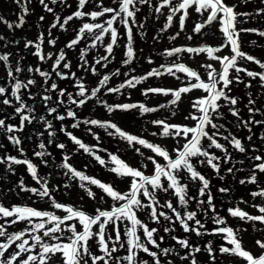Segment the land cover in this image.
<instances>
[{"label":"snow or ice","instance_id":"obj_1","mask_svg":"<svg viewBox=\"0 0 264 264\" xmlns=\"http://www.w3.org/2000/svg\"><path fill=\"white\" fill-rule=\"evenodd\" d=\"M15 4L20 8L21 13L18 16V22L13 23L7 20L3 15H0V24H3L9 30L22 28L26 23L25 16L29 14L28 5L31 0H14ZM39 4L43 6L44 10L48 13H52L55 16L54 21L51 23L48 29V44L52 47L56 44V39L51 38L52 29L59 26L60 30L66 31V25L69 24L73 19L84 20L85 18L96 21L100 17L107 16L108 18L104 23H83L77 30L76 38L72 39L68 44L65 45L68 49H73L75 46L80 44L81 40L88 34L91 37V43L87 44L85 48L81 49L80 52V67L88 70V61L85 58L90 48H95L97 42L103 43L105 35L110 37L109 43L105 46L106 55L99 57L95 60L94 65L90 66V70L93 75H98L95 65L103 64V67L107 68L110 62V57L114 59L113 50L118 44V29L114 26L119 22L125 28V34L128 38V43L125 45L124 56L125 59L122 63L127 66L130 65L136 58V50L133 47L132 28L136 25V13L139 11L137 4H149L150 0H112L115 6H105L104 0H97L95 7L98 10L85 11L86 6H89L93 0H77V9L71 14L63 18L55 13L53 7L50 4L55 5L57 3L65 4L66 0H38ZM247 2V0H244ZM264 2V0H262ZM70 7V5H68ZM194 10L203 15L204 12H208L207 18L202 23H196L193 32L200 34L202 30L213 22L218 21L220 24V32L223 37V43L220 46L213 47L205 44L199 47H173L166 49L162 55L167 57L178 56L180 53H195L201 54L206 53L210 60L217 61L221 65V70H217L211 63L203 64V67L207 73V80L201 78L199 72L186 66L183 63H172L171 65H160V68L164 69L161 72L158 68H153L142 76L131 75L135 72V69H131L130 72H125V81L115 87H108V82L112 76H119L120 70L117 68L111 74L103 75L98 82V86L89 90L86 84L80 79L75 77V73H65L60 69L61 63H63L64 69H70L71 63L67 61L66 53L63 49L56 55V59L52 65V71L41 70L40 67L28 66L26 69L21 67L19 61L13 64L10 62L11 52L0 53V62H3L6 68V75L8 83L11 86V97L14 98L15 104L12 99L7 97L8 88L0 86V97H5L0 101L3 105L12 106L15 108V114L19 116V125L11 123L6 124L5 119H0V130H3L7 134V140L14 145L19 153L26 157L22 145V139L15 133H23L26 124L31 125L33 121L40 123L44 127V131L47 132L48 137H54L56 132L53 128L52 120H48L45 116L35 115V106L29 105L21 95L22 90L29 89L30 86L36 85L34 78H29L26 81L21 80L17 74L27 71L28 73L38 74L43 78V84L48 85V81L52 77L54 72L60 79L74 78L76 83L74 87L78 89L75 96L72 93H67L68 103L75 105L77 108L85 106L89 100L97 99V102L104 105L109 113L116 111L129 112L133 109H138L143 115L144 113L158 111L157 108L146 107L140 103H124V104H108L106 101L99 100L97 94L101 91V88L106 89V93L123 94L122 90L125 88H136L138 84L146 81L149 77H159L165 73L180 79L177 76V72L184 73L187 82L183 86L171 89L162 87H149L143 91V95L149 93L171 95L173 99L169 102V105H161L160 107L177 105L181 100L182 94H187L194 89L202 90L206 93L205 96L197 98L192 102L193 112L189 113L185 119H191L195 121V126L189 127L183 124H170L166 120H154V125L160 126L162 131L161 136L164 137H180L185 141L182 145H179L173 149V154L161 147L159 144H154L148 140L131 134L116 123L111 121H101L97 119H85L80 120L77 117L75 111L69 108L66 115L58 113L57 107H48V102L52 101V96L44 94L41 96V102L44 104L47 113L49 115L56 113L53 117L55 120L64 121L67 118H71L74 123L71 124V128H79L81 124L93 125L103 128L109 136H118L122 140L126 141L129 146L135 147V145H141L147 149H150L155 156H148L147 159L153 164L154 172L151 176L145 175L139 168H133L123 160L119 159L118 156L109 153V162L113 164L108 170L117 177H130L131 182L127 191H119L113 187L112 184H106L99 179L87 175L85 172L77 170L71 163H69L70 156L65 153L63 157V163L60 165L66 171L64 176L71 180H78L80 182L79 187L82 188L88 195L89 198L95 200L97 198L96 193L92 191L88 185H95L97 188L102 190V193L107 197H110L114 203L111 205L110 210L101 209L97 207L95 214H89L86 211L74 208L56 202L51 195V190L48 186L47 177L40 176L38 174V165L33 163L28 158H17L16 156L5 155L0 156V164H6L9 171L14 172L13 165H25L28 173L32 179L39 185V187H27L24 181L21 179L18 187L21 191L30 192L32 195L37 196L41 199L47 197L52 201V205L56 209H62L67 215L61 217L57 216L49 211H42L27 205H13L6 207L0 203V264H149L148 260L139 259V254L142 252L147 254L152 264H162V257H167L170 254L180 255L175 252L174 248L164 247L161 248V243L164 240L163 236L159 237V241L155 238L157 233L156 228H149L148 225L138 218L137 212L142 209L149 210V219L155 223L160 222V218L169 221L173 225L177 222L182 227L185 233L194 232L197 236L205 234L209 235H221L224 244H221L218 252L221 255L238 257L244 261V264H264V239H257L255 241L256 247L261 251L260 253H254L253 251L244 247L242 238L238 235L242 229H234L227 226V221L220 217L216 213V207L213 204V198L209 189L210 181L196 170L193 163V158L203 157L197 162L200 165L207 164L216 173L220 172V161L223 159L225 163L232 161V153L229 151L224 144L219 142V139H223L231 145L233 149L239 153L246 154L248 148L242 142L241 139L237 138L236 135L228 131L227 135H223L221 129L227 131L224 125L215 123L214 120L223 118V113L220 111L221 108L227 107L228 112L236 118L237 127L246 128L249 135L246 137L247 141H253L252 125L261 126L264 125V119L256 120L255 116L260 112L259 108L255 107L256 100H254L249 93L248 102L246 107L249 112V119L244 120L240 115V110L236 107L238 99L230 95V85L233 84L234 80L237 83H243L240 76L237 75L235 78H230V71L234 70L237 74L244 73L247 77L252 80L259 79L261 87H264V71L256 72L250 71L247 68H242L238 65V60H246L255 63L260 69L264 70V62L257 59L252 55L241 51L240 47V36L243 32H255L258 35L264 37V31L254 28H237V23H243L238 21L240 17H248L251 14L248 12H237L236 5H228L225 0H179V3H173V0H159L158 6L155 8L157 13L161 12V9L168 8L170 13L167 16L168 23L165 28L161 31H165L167 27L171 26L173 16L177 13L180 15V31L184 30L185 19L188 16V10L193 8ZM256 15H264V8L256 10ZM40 21L45 19L44 16L39 17ZM140 28L143 25H139ZM180 35L177 32L175 36L170 37V40H175ZM155 39V38H154ZM188 40L192 39V36L187 37ZM0 41H4V47H7L9 43L18 45L19 40L7 41L5 36L0 34ZM44 33L41 32L36 40L24 41V48H34L35 51L32 55L38 57L40 62H45L51 59L53 53L47 55L43 52ZM224 48H230L232 55L220 56V53ZM23 59V58H21ZM148 63L152 64L151 57L148 59ZM246 87H251V81L246 84ZM58 90L56 82H52L50 86L43 88L44 93H51ZM66 89L58 90V99L55 103L58 105H64L65 101L62 99L65 96ZM39 95V93H37ZM29 99L35 100L36 97L29 93ZM224 103H220V101ZM176 113L173 112L172 115ZM15 119V117H12ZM211 127L214 131L210 134L206 128ZM111 130V131H109ZM62 131L75 145H77V151L83 150L89 155H93L96 161L100 165H105L106 161L100 156L95 155L93 149L86 145L81 139L74 135L65 126H61ZM91 132V128L88 129ZM38 137H42L44 132L36 133ZM94 138L99 140V136L92 133ZM153 136L157 133L153 132ZM219 137V139H218ZM27 138V137H25ZM207 139V147H204L201 143L202 140ZM261 141H264V135L260 137ZM52 139H48L47 143L41 140L37 147L39 151H34V156L40 158L41 163L47 165L46 156H50L48 152V145L51 144ZM2 147V145H0ZM57 148L63 150L66 145L58 143ZM219 149L224 155L223 157L217 156L214 152H210L209 149ZM135 151L143 155L139 148H135ZM253 152L257 151L256 148L252 149ZM156 157L163 158L164 163L157 160ZM254 162V166L248 178L241 179L240 184H258L257 172L264 173V155H254L250 157ZM237 163L243 164V160L237 161ZM143 167H147L144 165ZM235 164L227 169L228 173H233ZM243 169H236V171H242ZM185 172L188 174V178L195 182H200L198 189V196L204 197L207 195L208 208L204 209L205 215L208 210L213 213L212 221L217 227L211 232L205 229V225L201 220L197 219L196 211H187L188 204L191 200H195L197 209H200L204 204L205 200L197 199V197L188 196V185L187 183H181L182 175ZM223 179V177H220ZM165 182L167 187H165ZM65 188L69 185H64ZM168 192L172 191V194L178 199L179 205L184 209L183 214L173 206L171 201H166L163 205L160 204L157 199V191ZM221 193L230 191L228 188H220ZM104 195L100 196V201L103 202ZM252 197L264 198V187L259 188L257 191L250 193ZM147 199L145 203L140 197ZM243 202V201H241ZM119 204V206H117ZM254 208H257L261 215H250L249 213L241 210L239 207L229 208L228 213L233 217H239L242 221L260 222L264 224V206H258L253 204ZM167 208L171 211L172 215H168L165 211L159 210ZM69 221H77L82 227V230L77 229L76 223H68ZM25 222L26 227L20 231L9 232L8 228L11 225ZM194 222V224H190ZM111 224L115 232V237L108 234L106 237L105 229ZM98 225V231H93V226ZM121 225L123 226V238L121 235ZM175 229L172 227L165 228V232H173ZM142 231L143 239L140 233ZM70 235L65 236V233ZM95 238L96 244L99 247L102 255H95L91 251L89 240ZM172 239L183 249L188 250L186 255L180 256L181 260H189L190 264H198L196 254L202 251L201 247L194 246L189 242L187 238L180 239L176 236H172ZM67 242H64V241ZM118 249H124L127 253L123 256H114V253L118 252ZM152 249H155L152 250ZM207 252L210 259L215 264L216 252L213 249L212 243L208 242L204 249ZM167 264H171V261H167Z\"/></svg>","mask_w":264,"mask_h":264},{"label":"rangeland","instance_id":"obj_2","mask_svg":"<svg viewBox=\"0 0 264 264\" xmlns=\"http://www.w3.org/2000/svg\"><path fill=\"white\" fill-rule=\"evenodd\" d=\"M96 2H97V0H93V2L89 6H86V8L84 10L85 11L98 10L95 7ZM173 3L174 4L179 3V0H173ZM225 3H227L228 5H236V11L237 12H248L251 14L248 17L238 18V21H243V23L238 22L237 28H254V29H259L260 31H264V21H263L264 15L258 16L255 14L257 9L264 8V2H262V0H247V2H244V0H225ZM13 4L14 3H11L9 0H0V7L2 5H6V8L10 9L11 7L9 5H13ZM158 4H159V0H150L149 4H137V8L139 9V11H137V13H136V17H135L136 25L133 26V28H132V37H133V47L135 48V50L140 51V53H143L144 50H146V52L149 53L150 48L154 47L155 41H159L161 39H163V40L166 39L164 36L160 37L161 32H163V31H161V29L165 28V27H163V25H166L168 23L167 16L171 13H170V9H168V8H163V9H161V12L157 13L155 11V8L158 6ZM68 5H70V7ZM104 5L105 6H115V5H113L112 0H104ZM38 6L41 8V13H40L41 15L38 14L37 17L38 18L40 16L45 17V19L43 20L45 23L43 21H40V22H41V25L43 26L44 31H46L49 29V26L54 21L55 16L52 13L46 12L44 10L43 6L39 4L38 0H31V3L28 5L29 13L32 12V10L30 11L31 8L37 9ZM50 6L54 8L55 13L61 17V20H63L64 17L71 15L77 9V0H66L65 4L57 3L55 5L50 4ZM1 8H3V7H1ZM12 10L13 9L11 8V11ZM38 10H40V9H38ZM11 11H9V12L11 13ZM208 14L209 13L206 11L203 13V15H201L194 10V7L190 8L188 10V16L185 19L183 31H180V25H179V19H180L179 17L181 15V13L175 14L173 16L171 26L167 27V29L165 30V33H168V36H167L168 40L166 39V41L168 43L167 44L168 47H170L169 45H171V46L176 45L177 46V45H182V44H190V45L191 44H193V45L212 44L215 47L220 46L224 41H223L222 34L220 32V24L218 21H215V22H213V24L204 28L202 30V33H200V34L193 32V28H194L195 24L196 23H202L207 18ZM34 16H35V14H34ZM107 18H108L107 16L100 17L96 21L104 22ZM25 19H27V18L25 17ZM15 20H18V18H15ZM30 21H32V20L30 19ZM87 21H91V20H89L87 18H85L84 20L73 19L72 21L69 22L68 25L65 26L67 29L66 31L60 30L59 26L54 29L55 32H53V29H52V37L51 38L56 39V44L54 47L50 46L48 44L49 39L46 37L47 40L44 41L43 50L45 53H49L50 51H54V53H53L54 55L52 56L51 59H48L45 62H41L40 68H41V70H46V66H47L46 64H49L51 66V68H49L48 71L51 72L52 71V65L56 59L55 54H58L59 51L61 49H63L64 52L66 53L67 61H70V63H71V68L70 69H64L63 63H61L60 69H58V71L62 70L65 73H68L69 75H71V73H75L76 78H81L82 76H86L87 79H82V81L86 84V86L89 88V90H91L92 88H95L98 86L99 79L103 75L111 74L112 72H114L118 68L120 70V75L119 76H112L111 80L108 82V87H113V84L116 83L117 81L119 82L120 79H121L120 83L122 82L121 76L123 73V69H122L121 65L119 64V62H121L125 59V56H124L125 45L128 43V38L125 34V28L123 25L119 24V22H117V24L114 25L118 29V33H119L118 44L116 47H114V50H113V52L115 50L117 51V54L115 56V60L113 62L110 61L108 63L107 68L103 67V64L95 65L98 75H93L89 66H86L88 68V70H85V68H81L79 66L81 63V60H80L81 49L85 48L86 43L90 44L92 42L91 37L88 34H86L85 38L81 40L80 44L75 46L73 49H68L65 47L66 44H68L72 39H74L76 37L77 30L79 29V27ZM141 24L143 25L142 28L139 27V25H141ZM148 24H150V25L148 26ZM151 26H155V27L151 28ZM146 29L148 30V33H149L147 36L144 34L146 32L145 31ZM31 30H32V28H31ZM14 31L16 34L18 33L17 30H14ZM155 31H156V33H154ZM177 32H180V35L178 37H176L175 40H170L169 38L172 36H175ZM157 33H158V38H157ZM188 36H192V39L188 40L187 39ZM149 37H150V40H149ZM257 37L262 38L263 39L262 41H264V37H261L260 35H258L255 32H243V33H241V36H240L241 51L247 53L248 55H251L248 53V51L259 50L260 45H258V42L255 43V38H257ZM145 39H148V41H145ZM109 41H110V37L108 35H105V37L103 39V43L97 42V46L95 48H90L88 50L87 55L85 57L88 61V64L94 65V62L96 59L105 55V46L109 43ZM22 45L23 44L21 43L19 47H21ZM163 46H164V44H163ZM19 47H18V49H20ZM162 48L161 47L158 48L157 53L158 52L162 53ZM0 49H1L0 53L8 52V50H5V47H3V46H0ZM262 51L264 52V48ZM251 52L258 54L257 51H255V52L251 51ZM149 54H145L144 57H142V55H141L140 62H143V63L148 62L149 57H152V55L151 54L149 55ZM226 54H230L229 48H224L220 52L221 56H225ZM256 55H252V56L256 57ZM260 56L264 59L263 55L260 54L259 57ZM195 58L197 60H193V61L190 60V62L197 63V64L211 63L214 66V68L215 67L219 68L221 66L219 62L210 60L205 53H202L201 55H196ZM46 62H48V63H46ZM238 65L239 66H242V65L250 66V61L240 60ZM36 75H37V77H35V80L37 82L36 85L41 86L43 84V78L40 77L38 74H36ZM22 76L23 75L19 76V78H21ZM235 76H237V73L234 70L230 71V78L234 79ZM24 78L26 79V75H24ZM240 78H241V80H243V83H237L234 80L233 84L230 85V88H231L230 95L234 96L238 99V104L236 107L241 112V110H242L241 102H243L242 100H244V99L248 100L249 93H251L252 98L255 100L258 96V93H254V89H255L254 87H257V86H252L251 90L249 91V89H248L249 87H246V84H248V83L245 82L244 77L241 76ZM4 79H5V77H4ZM25 79H22V80H25ZM53 81L61 84L62 86H60V87L62 89H66L65 96L62 98L64 101L68 102L67 93H71L72 91H73V93H75L76 91H78V89L74 87V84L76 83V80L74 78H70V79H66V80L60 79L53 72L51 79L48 81V85H51V83ZM177 82L178 81H175V80H171V82L169 81L168 85H167L168 88L173 89V88L178 87V86L180 87V85H178ZM149 84L150 83L139 84V87L137 88V90H143L144 91L145 89L148 88ZM152 87H155V85ZM35 88H37V87H31L30 86L29 89L21 91V95L23 96L25 101H28V99H29L28 98L29 90L30 91L36 90ZM58 89H59V87H58ZM245 91H247V92L244 93ZM100 92H101V94L103 93L104 100H103V98H100V99L105 101V99L107 98L106 102L108 104H110V103L111 104H118V103L121 104L122 103V96H123L122 94H120V96H119L120 99L118 101L117 94L110 93V95L108 94V96H107V94H105L106 93L105 88H101ZM196 93H197L196 96L204 94L203 91H199ZM8 94H9V96H11V91ZM44 94H47V93H44ZM44 94L41 93V95H44ZM48 94L52 96V101H54V102H55V100L57 101L58 90L51 92V93H48ZM11 99H12V97H11ZM98 99H99V97H98ZM161 100L164 101L165 100L164 97L162 99L161 98L159 99V97H158L155 104L159 103ZM12 101L15 104L14 98L12 99ZM152 101H154V100H152ZM191 102H193V101L192 100L189 101V99H187L185 105H183V106H187V104L188 105L192 104ZM220 103L223 104L224 102L221 100ZM51 104H54V103L51 102ZM64 104H66V103H64ZM97 104H98V106L94 110L98 114L100 113L101 116L105 115L107 118L111 117L113 120H116L117 122H118V120H120L123 123V122H128L130 120H133L135 118H140L139 113L137 114L138 115L137 117H135L136 114L134 115L133 113H128V114L124 115L122 113V111H116V112L109 113L103 105L100 106L99 102ZM92 105H93V101L89 100L85 106L76 109L75 112L77 114L78 119H80L82 121L85 119H89V120L95 119L92 116L97 115V114H95L93 112ZM61 106L62 105L59 106V109H60V111L62 110L61 112L64 114L65 111H63V110H65L66 107L62 108ZM72 106H75V105H72ZM68 108H69V106H68ZM186 108H190V107L187 106ZM224 109L228 110L227 107L221 108V110H224ZM13 113H15L14 108H13ZM189 113H191V111H189ZM53 116H55V113ZM12 117H15V116H12ZM13 120H12V122H13ZM179 121H182V120H179ZM187 121L193 122V120L185 119V117H184L183 118L184 123L193 124V123H190ZM74 122L75 121H73L72 119H71V121L70 120L69 121H62L64 126L67 125L68 130H70L74 135H76L79 139H81L86 145L94 148L93 150H96V153L98 154V156H100L102 159H104L106 161V163H108L110 160L108 154L109 153L114 154L116 152L117 155H119L123 159V161L125 160L128 164H130L136 168L135 163L133 161L134 155H135L134 149H133V147L129 146L126 141L122 140L118 136H115V137L109 136L105 130L103 131L102 128L97 127V126L94 127L93 125H92V127H93L92 128L91 125L81 124L79 128L73 129V128H71V124ZM121 122H118V124H117L119 127L121 126ZM60 125L62 126V124H60ZM53 128L55 130V127H53ZM89 128H91V130L95 131V134L98 135L100 138L99 140L95 139L93 135H92L93 138L91 140L88 139L87 135H88V132H90V131H88ZM37 129H41L39 131H42V130H44V127L43 126L40 127V126L36 125V123L34 121L31 125L26 124V126H25V130L23 133V135H24L23 144L21 145V147H23L25 153L27 154L26 157L22 156L19 153L18 149L14 145H12L10 141L7 140V137H4V132H3V138H1L0 142L2 143L3 151L6 154L11 155V156H16L17 158H21V159L28 158V159L32 160L33 163L38 165V174L40 176L47 177L48 186L51 190V195L56 202H59L61 204L68 205V206H73L74 208L82 209L89 214H95V209L97 207H100L101 209L107 210V207L109 206V204H108L109 200H106L105 197H104L103 202L107 201L106 204L103 203L104 205H99L101 202L100 196L102 195L101 194L102 190L97 188L95 185H88V187H90L92 189V191L96 193L97 198L95 200H93V199L88 197L87 193L82 188L79 187L80 182L78 180H71L70 181L68 179V177L64 176V172L66 170L63 169L62 167H60V165L63 163V157H64L65 153H67L70 156L69 163H71L73 165V167H75L77 170L83 171L87 175L94 177L96 179H99L102 182L103 181L106 182V179L109 182L113 181L115 188H117V190H119V191H127L128 190V187H129L130 182H131L130 177H117L116 174H114L108 170L110 168V167H108L109 166L108 164H106V166L100 165L98 163V161H96V159L89 160L90 155L85 153L83 150L77 151L78 146L75 145L72 141H70L69 138H68L69 144H67L66 148L63 150L56 147V145L58 144L57 142L54 144L51 143L48 145L47 150H48V152L51 153V155L45 157V159L47 160V165L45 166L43 163H41L40 158L35 157L33 153H34V151H39L37 145L41 140H43L45 143H47L48 139H51V138L48 137V135L47 136L43 135L45 137V139H43V137L42 138L38 137L36 135V133H38V131H36ZM109 131H111V130H109ZM44 133H46V132L44 131ZM31 135L37 136L36 139H33L35 141H30ZM105 136H106V139H105ZM25 137H27V138H25ZM86 140H88V141H86ZM183 142H185V141L181 138H180V140H177V139H173L171 137H168L167 139L163 140L162 142H158V143L159 144H165L167 146V148L170 150L171 154L175 155L173 153V149L175 147H177L180 143H183ZM59 143H61V142H59ZM63 143L64 144L67 143L64 140V137H63ZM234 157H235V159H237L236 156H234ZM19 167L14 172H12V171L8 170L6 165L4 166V165L0 164V203H2L6 207H11L13 205H27L29 207H33V208H36L39 210H52L53 205H52V203H50L52 201H50L47 197L41 199L37 196L32 195L30 192H25V191L20 190L18 185H19L21 179L24 181V184L27 187H39V185L36 184V182L32 179V177L28 173L25 165H22V166L19 165ZM221 167H224L227 170L230 166L226 165V163L223 161V162H221ZM236 172H237L236 176L241 175V172H239V171H236ZM182 174H184V172H182ZM233 174H234V172L230 173L231 176H233ZM209 175H211V173ZM229 179H231V178L228 176L226 181H228ZM232 182H234V180H232ZM214 183L218 184V186H222L224 188H226V186L229 185L228 183H225L224 180L219 179V175L217 173H215ZM66 184L69 185V187L65 188L64 185H66ZM165 187H167V183H165ZM212 189H217V191H218V188H216V187L210 188L211 192H212ZM229 194L230 193L228 192V195ZM157 195L158 196L160 195V198L163 201H168V200L171 201L173 206L176 207L178 211H180L181 206L178 203V199L172 194L171 190H169L168 192H162V191L158 190ZM141 199L144 201V197L141 196ZM157 199L160 202V199L158 197H157ZM35 200H38V201H35ZM203 200H205V199H203ZM247 200H249V198H247L246 201ZM193 201L194 200H191L189 203L192 204ZM253 202H255V201H253ZM94 203H95V205H93ZM252 205L253 204H250V202H249L246 206L247 207L246 210L245 209L244 210L253 216L261 215V213H259L258 209L254 208ZM255 205H257V204H255ZM192 206H194V205L192 204ZM203 206L205 207V209L208 208L206 203ZM224 206L225 205H219L217 207V205H216V210L219 209L216 211V213L219 214V216L222 218H228V216L230 215L228 213V209L232 208V207H231V205H227L225 207ZM233 206H235V205H233ZM260 206H263V204H261ZM236 207L237 206H235V208ZM196 208H197V205H196ZM165 209H167V208H163L162 211ZM165 212L168 215H172L170 210H167ZM63 214L67 215L66 212H64L63 210H59V209L55 208V215L58 216V215H63ZM137 216L139 219L144 221L146 224L152 223L148 227H153V228H156L158 230L157 233L155 234V238L157 239L158 242H160L159 241L160 236L164 237L165 242H164V244H162L163 242L161 243V245H162L161 248L168 247V246L171 248H174V246L176 247L175 252L179 253L180 255H175V254L173 255V258L175 260V264L177 261H178V263H181V264H190V258H189V260H181L180 259V256L186 255L188 250L181 248L176 243V241H174L172 239V236H176L180 239L187 238L189 240V242L191 240H195L196 237L200 240V243H198V242L197 243L202 244V248H201L202 251L200 253L196 254V259H197L198 264H213V261L210 259L207 252L203 250L205 245L209 242V239L225 242L221 235L213 236V235L205 234L202 236H196V234L194 232L185 233L178 222L173 225L169 221L164 220L163 217L160 218L159 223H155L149 219V210L148 209L140 210L137 213ZM198 219H200V217H198ZM205 221H210V220L208 218H205L204 222ZM1 222L3 223L4 221L0 220V223ZM68 223H76L77 229L82 230V227L78 224L77 221H69ZM190 224H194V222H190ZM204 225H205V229H207L208 232L212 231V229H211L212 226H217L215 224H204ZM26 226L27 225L25 222H20L18 224L11 225L8 228V231L9 232L20 231V230L24 229ZM169 227H172L175 230L173 232H170V233L165 232L164 229L169 228ZM244 227H246L245 228L246 230L241 231V233L238 234L242 238V243H243L244 247L253 251L254 253H257V254L260 253L261 250L258 247H256L255 241L257 239H264V224H261L258 221H256V222H250L249 221L248 223H245ZM257 229H258V231H256ZM92 230L94 232L98 231V225H94ZM105 234H106V237L108 234H111L113 236V238L115 237V232H114L111 224H109L106 227ZM138 234H140L142 239H143L142 231ZM67 235H70V233L66 232L65 236H67ZM121 235L123 238V226L122 225H121ZM0 239H2V238H0ZM64 242H67V241L65 240ZM89 245L91 247V251L93 252V254L102 255V253L99 250V247L96 244L95 238L89 240ZM219 247L220 246L213 248L216 252L215 264H244V261L238 257L219 254V252H218ZM126 254L127 253L124 251V249H118V252L114 253V256H123ZM138 258L148 260V259L144 258L142 252L139 254ZM148 261H149V264H152V260H148ZM89 264H91V261H89ZM101 264H102V262H101ZM124 264H126V262H124Z\"/></svg>","mask_w":264,"mask_h":264},{"label":"trees","instance_id":"obj_3","mask_svg":"<svg viewBox=\"0 0 264 264\" xmlns=\"http://www.w3.org/2000/svg\"><path fill=\"white\" fill-rule=\"evenodd\" d=\"M174 59H175V57H174ZM146 64L139 65V68H137L138 71L142 72V73H145L144 71L148 69V66ZM241 138H243V139H245L247 141L245 136H242Z\"/></svg>","mask_w":264,"mask_h":264}]
</instances>
